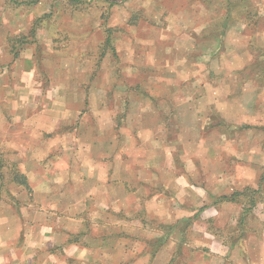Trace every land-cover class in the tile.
<instances>
[{
    "label": "rangeland",
    "instance_id": "374dc122",
    "mask_svg": "<svg viewBox=\"0 0 264 264\" xmlns=\"http://www.w3.org/2000/svg\"><path fill=\"white\" fill-rule=\"evenodd\" d=\"M226 1L0 0L47 104L82 107L42 137L66 141L53 170L115 169L147 249L174 241L169 264H264V0Z\"/></svg>",
    "mask_w": 264,
    "mask_h": 264
},
{
    "label": "crops",
    "instance_id": "0c3cea01",
    "mask_svg": "<svg viewBox=\"0 0 264 264\" xmlns=\"http://www.w3.org/2000/svg\"><path fill=\"white\" fill-rule=\"evenodd\" d=\"M3 17L0 13V145L12 154L4 161L15 163L18 174L0 176L11 178L0 182V264H169L174 241L165 239L155 253L147 249L143 239L151 234L144 233V220L131 218L132 207L123 202L129 186L115 169L106 173L104 161L86 158L91 170L73 172L69 164L53 170L56 160L51 162L48 148L66 141L42 137L71 126L82 107L71 111L64 96V103L54 98L47 104L34 77V51L10 40L19 30ZM21 176L26 185L17 181Z\"/></svg>",
    "mask_w": 264,
    "mask_h": 264
},
{
    "label": "trees",
    "instance_id": "16d2710c",
    "mask_svg": "<svg viewBox=\"0 0 264 264\" xmlns=\"http://www.w3.org/2000/svg\"><path fill=\"white\" fill-rule=\"evenodd\" d=\"M7 1H8V0H7ZM9 1H10V2H15V3L20 2V3H22V4L25 3L26 1H28L29 4H36V3H39L41 0H9ZM117 1H118V0H109L110 5H113V4L117 3ZM224 1H225V3H227L226 0H224ZM23 39H24V38L20 39V42H22ZM13 40H14V39H13ZM17 43H18V41H17ZM17 181H18L19 183H21V184L26 185V180H25V178H24L23 176H21L20 178H18ZM253 193H254V191H252V194H253ZM233 195H234V194H233ZM238 195H241V194H237L236 196H238ZM234 196H235V195H234ZM222 200H226L227 202H232V203H233V202H236V201L234 200V198H231L230 200H227L226 197H223ZM249 202H250V207H248L247 210H242V214H241V217H240V219H239L241 224L244 223L246 212H250V211H252V210H251V209H252L251 206H252V207L255 206V203H254V200H253V199H251ZM204 211H205L204 206H201V207L195 212L194 217H195L196 219H198L199 216H200V214H201L202 212H204ZM162 243H164V242L161 241V243L159 244L160 246H159L158 248L161 247ZM156 251H158V249H157V250H154L153 252L155 253Z\"/></svg>",
    "mask_w": 264,
    "mask_h": 264
}]
</instances>
